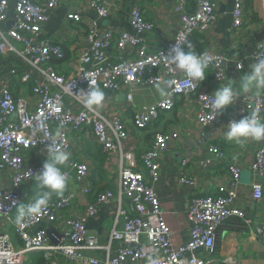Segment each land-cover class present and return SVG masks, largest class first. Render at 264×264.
Returning a JSON list of instances; mask_svg holds the SVG:
<instances>
[{
    "label": "built area",
    "instance_id": "1",
    "mask_svg": "<svg viewBox=\"0 0 264 264\" xmlns=\"http://www.w3.org/2000/svg\"><path fill=\"white\" fill-rule=\"evenodd\" d=\"M249 1L254 0H233V30L244 26L245 5ZM59 4L60 0H0V24L11 22L6 30L0 28V57L9 56L20 64L24 71L20 80L29 86L33 98L15 97L9 80L0 76V220L7 225L0 229V264H25L32 253H41L43 264H213L219 230L232 218H244L233 191L240 178L239 165L228 167L225 182L215 187L216 195L191 194L184 212L187 241L177 245L154 188L159 176L158 157L169 142L168 134L156 131L147 150L130 145V133L121 118L112 115L107 106L88 108L81 90L87 91L93 82L99 89L123 92L125 106L132 111V128L137 132L153 127L162 112L173 110L178 97L194 98L199 127L215 122L219 114L212 109L214 93L200 89L199 81L188 78L163 55L169 53L178 38L187 51V42L193 34L209 31L216 21V0H193V10L187 7V0H175L172 12L178 22L177 31L169 43L155 52L149 50L144 37L153 30V25L138 6L129 13L132 33L88 27L84 34L87 46L75 55L78 65L70 76L62 75L54 66L64 59L62 42L40 38L47 13ZM88 7L100 18L109 16L107 0H88ZM10 8L13 19L8 16ZM71 20L81 21L75 16ZM111 52L116 53L114 61L110 59ZM200 54L207 57L212 83L216 86L224 83V56ZM257 58H264V40L237 63L238 69L243 70L244 62L254 63ZM165 83L170 90L161 100L135 108L132 97L135 86L156 88ZM252 114L264 120V91L249 98L242 117ZM57 130L62 136L56 138V146L64 152L71 148L67 131L80 134L85 130L87 138L99 146L104 157L102 171L107 174L116 168V185L97 190L90 179L89 162L71 161L69 168L62 171L68 180L72 176L77 190L49 201L41 214L17 226L13 217L17 205L24 202L21 188L35 181ZM28 153L41 161L24 167ZM208 153L209 158L200 163L203 170L225 157L216 146H210ZM250 174L251 201L259 203L264 199V146L255 153ZM178 181L187 188L195 187L186 170ZM78 195L92 196L93 201L72 215ZM102 206H111L114 214L106 239L86 227L87 220ZM60 212L67 215L61 218ZM42 223L59 225V230L50 237L45 230L32 234L31 230ZM6 231L14 233L18 246ZM256 234L264 247V220Z\"/></svg>",
    "mask_w": 264,
    "mask_h": 264
},
{
    "label": "crops",
    "instance_id": "2",
    "mask_svg": "<svg viewBox=\"0 0 264 264\" xmlns=\"http://www.w3.org/2000/svg\"><path fill=\"white\" fill-rule=\"evenodd\" d=\"M109 3V16L106 19L100 18L88 7V0H60V4L54 10L47 13V20L44 23L40 38L55 39L62 42L64 59L55 62L54 66L64 76L73 74L78 63L75 55L80 48L87 46L85 32L88 27L94 26L98 30L111 28L132 33L128 26L129 13L134 6H138L146 20L153 25V30L146 34L145 40L151 52H155L163 45L169 43L178 28V22L173 15L172 8L175 0H107ZM217 16L214 25L205 34H193L192 40L201 44L202 52L221 54L225 58L224 77L225 82L221 85H214L211 81V73L206 69L205 79L199 81V88L205 90H216L229 82L238 84L240 77L249 70L252 63L244 62V69L240 70L237 63L247 55L256 43L264 40V0L249 1L245 5L246 21L239 30L232 29L231 12L233 0H216ZM187 7L194 9L193 0H187ZM9 19H13L12 8L9 9ZM79 17L80 22L74 23L71 17ZM11 22L0 24L2 30H6ZM191 44V43H190ZM187 47V51L193 50ZM196 52V49L193 50ZM116 53H110L111 61ZM15 59L0 57V76L9 80L10 89L15 97L31 96L30 88L21 82V75L24 71ZM163 88V93L161 92ZM104 100L98 106H107L112 115H118L130 133L129 144L138 145L139 149L146 150L152 139L151 132L163 131L169 136L164 151L158 157L159 176L155 183L157 198L164 210L165 221L174 231V243L179 245L187 241V222L185 209L192 193L199 195H216V185L222 184L227 178V169L233 164L240 167L241 173L234 193L239 201V208L244 212L243 219L232 218L219 230L217 252L212 257L213 264H264V247L258 242L256 231L264 220V199L259 203L251 201V174L250 166L257 150L264 146V140H247L243 144L229 142L224 137L226 125L232 120L241 118L246 112V105L249 98L258 91L264 89H253L247 93L238 94L233 105L219 114L216 121L199 127L195 120L196 108L194 98L178 97L175 107L170 112H162L159 120L152 128L145 132H137L132 128V111L127 109L124 102L123 92L106 91ZM170 90V85L165 83L156 88H145L135 86L132 97L135 108L154 104L161 100ZM239 91V89H237ZM31 99L32 96L30 97ZM71 142L69 160L62 166L67 170L71 161L86 160L91 165L90 179L97 190L103 186L114 188L117 181V170L113 168L105 174L101 166V155L97 146L86 136L82 130L76 134L71 130L67 131ZM216 146L225 153L222 160H215L206 170L200 167V163L209 158L208 148ZM46 159V158H45ZM43 159L42 162L45 161ZM40 159L28 153L24 159V167L36 165ZM187 162L184 167V163ZM194 181V188H187L179 183L180 176L184 171ZM112 178V179H111ZM264 194V180L262 181ZM23 201L27 202L33 198L41 189L36 180L24 185L21 188ZM77 186L70 176L67 187L64 191L75 192ZM63 193V194H64ZM61 195H52L51 200H56ZM92 196L78 195L76 205L71 210L72 215H77L86 204L92 202ZM111 206H102L98 213L87 220L86 227L99 238L106 239L109 235L113 221ZM16 215V213H15ZM15 215L13 219L15 218ZM67 212H60L59 217L63 218ZM3 220H0V229L6 228ZM45 230L47 235L58 232L59 225L42 223L31 230L34 234L37 231ZM15 246L18 241L12 231H6ZM30 263L32 262L29 261Z\"/></svg>",
    "mask_w": 264,
    "mask_h": 264
},
{
    "label": "clouds",
    "instance_id": "3",
    "mask_svg": "<svg viewBox=\"0 0 264 264\" xmlns=\"http://www.w3.org/2000/svg\"><path fill=\"white\" fill-rule=\"evenodd\" d=\"M191 48V44L187 45ZM164 59L175 64L177 68L193 81H203L207 69V57L193 50L185 51L183 41L178 38L176 44L170 49ZM238 67H240L238 65ZM236 82H229L222 88L214 92L212 109L216 114H222L226 109L233 105L238 94L247 93L253 89H264V58H257L249 66ZM239 89V91H237ZM83 92V101L88 108L98 106L104 100V93L94 86L93 82L89 83L87 91ZM163 93V88L161 87ZM62 133L57 130L56 136L51 138L47 147V156L43 163L41 171L35 175V180L41 191L27 202H21L16 207L14 222L17 226H22L33 217L41 214L48 207L52 195H62L67 187L68 179L62 171L69 160V154L57 148V137ZM224 137L229 142L243 144L247 140L262 141L264 140V122L256 114L247 115L239 120H232L227 123Z\"/></svg>",
    "mask_w": 264,
    "mask_h": 264
},
{
    "label": "trees",
    "instance_id": "4",
    "mask_svg": "<svg viewBox=\"0 0 264 264\" xmlns=\"http://www.w3.org/2000/svg\"><path fill=\"white\" fill-rule=\"evenodd\" d=\"M192 38V37H191ZM189 39V41L187 42V45L188 44H190L191 43V45H193V50H195L196 49V52L198 53V54H200V53H202V51H201V44H197L196 43V41H193L192 39ZM20 70V69H19ZM21 71V70H20ZM152 128V127H151ZM150 128H148V129H146V130H143V131H140V132H145V131H147V130H149ZM156 131L154 130V132H151V136H153V134L155 133ZM152 140V139H151ZM151 142V141H150ZM95 145V144H94ZM95 146H97V145H95ZM149 146H150V144H149ZM149 146H148V148H149ZM97 148H98V150L100 151V148H99V146H97ZM147 148V149H148ZM146 149V150H147ZM141 150V149H140ZM138 154H140V153H138ZM100 155H101V158H102V160H101V166H100V169H102V165H103V162H104V157H103V155L100 153ZM202 196H204V195H202ZM93 201V200H92ZM29 256H31V257H27V259H26V262H25V264H43L44 263V259H43V256H42V254L41 253H32V254H30ZM32 260V262L30 263L29 261H31Z\"/></svg>",
    "mask_w": 264,
    "mask_h": 264
},
{
    "label": "rangeland",
    "instance_id": "5",
    "mask_svg": "<svg viewBox=\"0 0 264 264\" xmlns=\"http://www.w3.org/2000/svg\"><path fill=\"white\" fill-rule=\"evenodd\" d=\"M213 93H214V92H213ZM262 122H264V120H263ZM23 195H24V194H23ZM23 195H22V196H23ZM29 257H31V256H29Z\"/></svg>",
    "mask_w": 264,
    "mask_h": 264
},
{
    "label": "water",
    "instance_id": "6",
    "mask_svg": "<svg viewBox=\"0 0 264 264\" xmlns=\"http://www.w3.org/2000/svg\"><path fill=\"white\" fill-rule=\"evenodd\" d=\"M17 190H14V192H16ZM226 264V263H225Z\"/></svg>",
    "mask_w": 264,
    "mask_h": 264
}]
</instances>
